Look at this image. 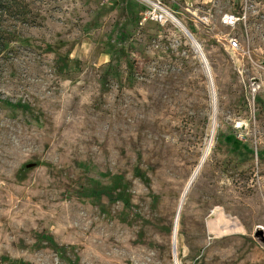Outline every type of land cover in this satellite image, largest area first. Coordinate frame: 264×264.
<instances>
[{
  "label": "rangeland",
  "instance_id": "obj_1",
  "mask_svg": "<svg viewBox=\"0 0 264 264\" xmlns=\"http://www.w3.org/2000/svg\"><path fill=\"white\" fill-rule=\"evenodd\" d=\"M156 2L27 0L0 68V264H264V0L235 28L239 0L142 23Z\"/></svg>",
  "mask_w": 264,
  "mask_h": 264
},
{
  "label": "trees",
  "instance_id": "obj_2",
  "mask_svg": "<svg viewBox=\"0 0 264 264\" xmlns=\"http://www.w3.org/2000/svg\"><path fill=\"white\" fill-rule=\"evenodd\" d=\"M32 18L27 0H0V68L10 58L12 45L23 39V31L35 24Z\"/></svg>",
  "mask_w": 264,
  "mask_h": 264
},
{
  "label": "built area",
  "instance_id": "obj_3",
  "mask_svg": "<svg viewBox=\"0 0 264 264\" xmlns=\"http://www.w3.org/2000/svg\"><path fill=\"white\" fill-rule=\"evenodd\" d=\"M185 2V10L190 11L193 7L191 4L193 0H183ZM256 1V0H255ZM234 4H236V0H233ZM242 6V13H225L220 18L221 24L226 27H233L235 28L239 24H244L246 26L247 17L250 13V8H252L253 0H239ZM174 12L170 11L166 6L163 4V0H157L156 3L153 4V7H146V9L142 13L141 22H147L148 20L155 21V22H166L170 19H174ZM210 13H206V15L200 18L202 24L206 25L210 22ZM227 42L229 44V48L235 50L239 47V40L237 37L233 36L227 37Z\"/></svg>",
  "mask_w": 264,
  "mask_h": 264
},
{
  "label": "bare ground",
  "instance_id": "obj_4",
  "mask_svg": "<svg viewBox=\"0 0 264 264\" xmlns=\"http://www.w3.org/2000/svg\"><path fill=\"white\" fill-rule=\"evenodd\" d=\"M173 20L176 21V17H174ZM178 25H179V27H180L184 32H186V29H185V27L182 25V23L178 22ZM191 40L194 41L193 39H191ZM194 43H195V42H194ZM203 161H204V159L202 160V162H203ZM201 164H202V163H201ZM199 168H200V167H199ZM193 180H194V177H192L191 180L188 182V184H187V186H186V188H185V190H184V193H183V195H182V198L185 197L186 193L188 192L189 188L191 187V184H192ZM181 205H182V202H181Z\"/></svg>",
  "mask_w": 264,
  "mask_h": 264
},
{
  "label": "water",
  "instance_id": "obj_5",
  "mask_svg": "<svg viewBox=\"0 0 264 264\" xmlns=\"http://www.w3.org/2000/svg\"><path fill=\"white\" fill-rule=\"evenodd\" d=\"M187 35L191 38V39H194L193 35L188 31L187 32ZM200 51V49H199ZM256 237L259 238L262 242H264V232L263 230H258L256 232ZM175 246V245H174Z\"/></svg>",
  "mask_w": 264,
  "mask_h": 264
}]
</instances>
